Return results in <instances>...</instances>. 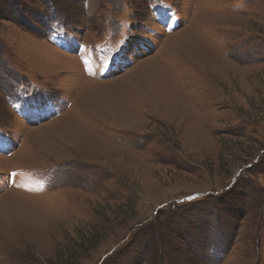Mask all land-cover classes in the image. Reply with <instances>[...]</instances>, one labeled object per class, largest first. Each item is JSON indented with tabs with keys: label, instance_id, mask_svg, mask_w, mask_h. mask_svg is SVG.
<instances>
[{
	"label": "rangeland",
	"instance_id": "rangeland-1",
	"mask_svg": "<svg viewBox=\"0 0 264 264\" xmlns=\"http://www.w3.org/2000/svg\"><path fill=\"white\" fill-rule=\"evenodd\" d=\"M0 264H264V0H0Z\"/></svg>",
	"mask_w": 264,
	"mask_h": 264
}]
</instances>
